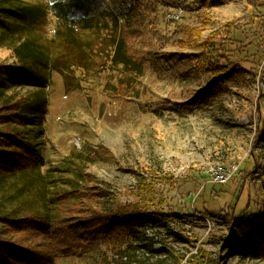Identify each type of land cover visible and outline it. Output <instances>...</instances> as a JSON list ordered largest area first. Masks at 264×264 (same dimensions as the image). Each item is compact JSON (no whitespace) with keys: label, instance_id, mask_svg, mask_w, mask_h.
<instances>
[{"label":"rangeland","instance_id":"rangeland-1","mask_svg":"<svg viewBox=\"0 0 264 264\" xmlns=\"http://www.w3.org/2000/svg\"><path fill=\"white\" fill-rule=\"evenodd\" d=\"M28 1L45 5L53 0ZM105 1L112 8L123 0ZM175 11L164 13L169 21L184 15L169 19ZM208 11L220 26L245 19L248 13L244 0H227ZM45 21L35 34L44 38L57 66L48 86H38L42 83L37 85L27 74L29 65L24 69L9 49L0 48V104L18 99L22 103L24 97L28 124L22 133L42 158L25 173L1 179L0 214L68 218V208L81 199L83 174L100 192V204L110 208L132 201L135 189L142 182L151 186L153 179L146 180L156 174L162 182L156 183V207L175 217L168 222L146 218L143 231L154 238L157 252L142 243L131 251L132 264H264V256L231 254L227 240L232 216L264 210V41L258 40L256 28L248 25V36L235 34L239 44L229 47L233 56L238 54L235 46L244 47L238 60L260 70L255 80L248 75L243 81L217 85L210 97L187 110L181 105L207 86L208 76L170 79L150 63L146 69L112 63L117 29L110 19L108 25H78L72 30L59 26L49 13ZM164 30L161 23L157 37L165 35ZM209 34L205 30L204 38ZM151 47L157 55L199 51L173 44L161 51L153 42ZM85 54L90 57L84 64L72 63L73 70L64 67L67 59L80 60ZM218 166L238 168L227 183L215 184L211 173ZM72 191L74 198L68 199Z\"/></svg>","mask_w":264,"mask_h":264},{"label":"trees","instance_id":"trees-1","mask_svg":"<svg viewBox=\"0 0 264 264\" xmlns=\"http://www.w3.org/2000/svg\"><path fill=\"white\" fill-rule=\"evenodd\" d=\"M225 1L123 0L111 8L105 0H53L45 5L28 0H0V14L3 13L0 19L5 18V23L0 24V48L9 49L24 69L29 65L27 74L37 79V85L42 83L38 86H46L45 83L48 86L51 72L57 66L52 62L44 38L35 34L37 27L46 23L48 13L58 20L59 26L68 30L77 29L78 25L90 29L99 23H113L117 38L112 63L118 62L125 68L133 64L145 69L150 63L161 77L170 79L186 74L208 76L207 86L181 105L183 109L192 110L210 97L217 85L243 81L248 75L255 80L260 73L257 68H248L247 60H238L244 47L240 46L241 50L235 46L236 56L230 53L229 47L238 42L235 34L249 35L248 25L254 26L258 40L264 41V0H244L248 11L245 19H234L220 26L208 10ZM167 9L183 10L184 15L179 21H169L164 14ZM190 18L196 24L190 22ZM161 23L167 32L157 37ZM205 30H210V34L204 38ZM152 42L161 51L172 44L199 51L189 55L182 52L157 55L151 49ZM88 57L85 54L80 60L78 57L67 59L63 65L73 70L72 63L84 64L83 59ZM184 66L189 67L180 71ZM263 69L264 63L261 72L264 78ZM23 98L22 103L18 99L0 104L3 106L0 108V126H3L0 129V182L10 174L25 173L42 161L38 150L22 133L28 124ZM33 107L37 112L36 104ZM258 113L262 120L261 110ZM154 176L156 174H151L146 180L153 179L151 186L142 182L135 189L132 201L119 202L110 208L100 204V192L89 186L90 176L83 174L85 187L81 199L68 208V218L54 220L35 212L0 214V264H71L75 261L91 264L94 260L96 264H132L131 251L136 252L142 243L150 252H157L154 238L147 237L143 231L146 218L158 217L168 222L175 215L156 207L159 191L156 183L162 182L161 177ZM75 192H69L68 199H73L70 193ZM232 218L231 236L227 238L228 247L234 251L231 254L264 256V210Z\"/></svg>","mask_w":264,"mask_h":264},{"label":"built area","instance_id":"built-area-1","mask_svg":"<svg viewBox=\"0 0 264 264\" xmlns=\"http://www.w3.org/2000/svg\"><path fill=\"white\" fill-rule=\"evenodd\" d=\"M173 14H169L168 17L169 19H178L181 14L183 13V10L178 9V11L172 12ZM262 90L264 91V82H262L261 84ZM238 167H229V168H225L224 166H218V167H214L212 168V177L213 182L215 184H225L227 183L232 175L237 171Z\"/></svg>","mask_w":264,"mask_h":264}]
</instances>
